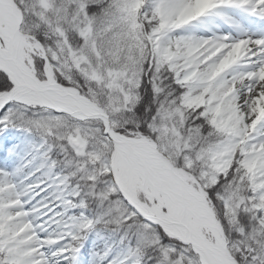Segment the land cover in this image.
Returning a JSON list of instances; mask_svg holds the SVG:
<instances>
[{"label": "snow or ice", "instance_id": "obj_1", "mask_svg": "<svg viewBox=\"0 0 264 264\" xmlns=\"http://www.w3.org/2000/svg\"><path fill=\"white\" fill-rule=\"evenodd\" d=\"M0 264H264V0H0Z\"/></svg>", "mask_w": 264, "mask_h": 264}]
</instances>
